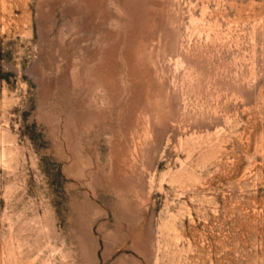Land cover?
<instances>
[{
  "label": "rangeland",
  "instance_id": "1",
  "mask_svg": "<svg viewBox=\"0 0 264 264\" xmlns=\"http://www.w3.org/2000/svg\"><path fill=\"white\" fill-rule=\"evenodd\" d=\"M0 264H264V0H0Z\"/></svg>",
  "mask_w": 264,
  "mask_h": 264
}]
</instances>
